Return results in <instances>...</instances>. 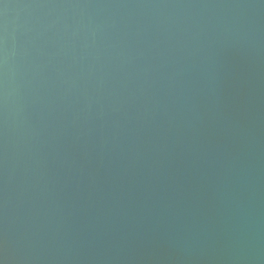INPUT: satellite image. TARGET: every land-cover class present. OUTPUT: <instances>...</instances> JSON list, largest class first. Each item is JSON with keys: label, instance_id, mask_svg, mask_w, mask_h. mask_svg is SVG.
Listing matches in <instances>:
<instances>
[{"label": "water", "instance_id": "1", "mask_svg": "<svg viewBox=\"0 0 264 264\" xmlns=\"http://www.w3.org/2000/svg\"><path fill=\"white\" fill-rule=\"evenodd\" d=\"M0 264H264V0H0Z\"/></svg>", "mask_w": 264, "mask_h": 264}]
</instances>
